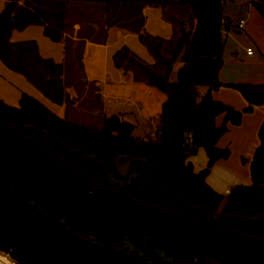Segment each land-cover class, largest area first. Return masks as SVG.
<instances>
[{
	"label": "trees",
	"instance_id": "trees-1",
	"mask_svg": "<svg viewBox=\"0 0 264 264\" xmlns=\"http://www.w3.org/2000/svg\"><path fill=\"white\" fill-rule=\"evenodd\" d=\"M69 1L11 0L0 13V59L25 75L56 103L64 102L65 98L63 65L43 57L36 41L13 42L10 37L14 29L40 24L48 37L60 40ZM91 1L105 3L107 27L116 26L135 33L153 59L147 62L126 46L112 55L117 69L129 71L135 82L155 86L166 95L161 105L158 141H145L134 135V126L119 114L104 117L100 128L87 127L58 115L28 94L22 95L19 106L0 99V118L24 134H30L28 128L32 126L57 137L70 150L103 161L117 177L122 178L118 166L126 164L127 172L140 178L129 192L137 200L172 208L168 198L153 183L177 195L180 202L201 210L208 219L219 213L246 219L264 214V118L258 128L259 143L249 163L251 183L236 184L224 196L206 182L212 165L229 156L227 148L217 145L227 131V124H240L243 113L264 103V84H227L246 100L247 105L241 110L210 94L211 89L222 85L217 78L222 62V0ZM253 3L264 17V0ZM144 7L159 9L161 18L171 27L168 38L145 30ZM178 59L182 65L176 79L170 80L173 64ZM201 86L207 87L204 94H200ZM219 115L222 121L217 124ZM198 147L204 149L207 163L195 171L189 157ZM67 159L90 177L103 180L105 171L101 166ZM225 228L264 241L262 229Z\"/></svg>",
	"mask_w": 264,
	"mask_h": 264
},
{
	"label": "water",
	"instance_id": "water-1",
	"mask_svg": "<svg viewBox=\"0 0 264 264\" xmlns=\"http://www.w3.org/2000/svg\"><path fill=\"white\" fill-rule=\"evenodd\" d=\"M65 97L74 101L68 92ZM28 130L33 137L0 118V248L20 262L168 264L170 258L188 254V264L195 260L198 264H264V241L225 228L264 230V214L246 219L219 213L208 219L153 183L176 211L137 200L74 169L61 153L99 165L107 174L110 168L103 161L70 150L35 127ZM42 135L50 142L40 143ZM138 180L132 177L127 189ZM67 218L82 222L105 245L62 224ZM124 246L139 250L140 255L130 254Z\"/></svg>",
	"mask_w": 264,
	"mask_h": 264
},
{
	"label": "crops",
	"instance_id": "crops-1",
	"mask_svg": "<svg viewBox=\"0 0 264 264\" xmlns=\"http://www.w3.org/2000/svg\"><path fill=\"white\" fill-rule=\"evenodd\" d=\"M8 1L11 0H0V13ZM253 1L256 0H222L221 3L222 62L217 78L222 85L211 89L210 94L238 110L247 102L238 90L227 84H264V17ZM142 12L147 32L164 38L170 36L171 27L161 18L159 9L144 7ZM242 18L246 21L245 26L239 28L237 24ZM44 30L43 25L31 24L14 29L10 38L13 42L34 40L43 57L61 63L65 96L68 92L74 101L69 102L66 97L62 103L52 101L25 75L12 70L0 59L1 100L19 106L22 95L28 94L62 117L68 109L80 113L65 118L87 127L98 128L92 126L94 123L101 127L104 117L119 114L122 120L134 126V135L142 138L157 134L161 105L166 95L155 86L135 82L129 71L117 69L112 55L126 46L147 62L153 59L135 33L116 26L107 27L105 3L70 0L61 39L52 40ZM246 47H252L253 54L248 55ZM181 65L180 59L173 64L170 80L176 79ZM199 91L204 94L207 87H199ZM263 118L264 103L243 113L240 124H227V131L217 145L227 148L229 156L217 160L206 176V182L216 192L226 196V190L238 184V180H246L243 176L246 169L249 171V163L259 143L257 133ZM221 121L222 115L217 116V124ZM189 161L195 171L204 168L207 163L204 149L198 147Z\"/></svg>",
	"mask_w": 264,
	"mask_h": 264
},
{
	"label": "flooded vegetation",
	"instance_id": "flooded-vegetation-1",
	"mask_svg": "<svg viewBox=\"0 0 264 264\" xmlns=\"http://www.w3.org/2000/svg\"><path fill=\"white\" fill-rule=\"evenodd\" d=\"M26 135H29V136H32L33 137V135L31 133L30 134H26ZM34 138L37 139L36 137H34ZM39 141H41L40 143H49L50 142V139L44 138V139L39 140ZM67 158H70L71 160H80V159H76V158L69 157V156H67L64 153H61V159L64 162H66L67 164H69L74 169H76V170L84 173L85 175H87L81 169L76 168L71 162H69V160ZM87 176L90 177L89 175H87ZM90 178H92V177H90ZM92 179L96 180L95 178H92ZM96 181H99L100 182V180H96ZM106 181L107 182H105V183H103V182H101V183L109 186L112 189H116V184H114L109 179L106 180ZM160 208H163V207H160ZM163 209L170 210V211H176L173 207L172 208H163ZM61 223L64 224V225H66L67 227H69L70 229H72L73 231H75L76 233L80 234L83 238L88 239V240H91V241L96 242V243H99V244H102V245H105L103 242L95 239V237L93 235H91L87 231L86 226H82V222H80L79 220L72 219V218H67V219L61 221ZM114 246L116 247L117 245H114ZM124 247L127 249V252H129L130 254L135 255V256L140 255L139 254V250H136L135 248H132V247L130 248L128 246H124ZM155 255L158 256V258H161V259L163 258L162 259L163 261L164 260L165 261L168 260V256H166V255L161 256L159 253H155ZM187 257H188V254H186L185 257H183V255H180L179 257H173L174 259H171L170 258L168 264H188V258ZM194 264H196V260H195Z\"/></svg>",
	"mask_w": 264,
	"mask_h": 264
},
{
	"label": "rangeland",
	"instance_id": "rangeland-1",
	"mask_svg": "<svg viewBox=\"0 0 264 264\" xmlns=\"http://www.w3.org/2000/svg\"><path fill=\"white\" fill-rule=\"evenodd\" d=\"M201 87H205V86H201ZM75 112H72L70 109H68V111L66 112V115L64 116V118L65 117H67V118H70V117H73V116H78L80 113H76L75 115ZM75 118V117H74ZM92 126H94V127H98V128H100V125L98 126V124L97 123H94ZM44 139V138H43ZM142 140H145V141H151V142H156V141H158V134H156L155 136H147V137H142L141 138ZM192 156V155H191ZM191 159V158H190ZM240 163V162H239ZM243 164L245 163V162H242ZM241 163V164H242ZM232 164H233V162H232ZM117 171L120 173V175L122 176V178H120V177H117V175H116V173L114 174V172H113V170H111V169H109L108 171H107V174H105V172H104V175H103V180H101L100 182H103V183H105V182H107L106 180H111L114 184H116V189L117 190H122L123 192H124V194L125 195H127V196H129L130 194H129V192H130V190L131 189H127L129 186H128V184L131 182V178L132 177H136V176H134V175H130L128 172H127V165L126 164H123V165H120V166H118V168H117ZM243 176V175H242ZM244 179H246L244 182H243V180H238V181H240L238 184H243V185H249L250 183H251V180H250V177H249V171H247V169H246V172L244 173ZM105 179V180H104ZM97 180V179H96ZM126 183V184H125ZM123 184H125L124 185V187H122V185ZM234 185H236V184H234ZM233 185V186H234ZM226 195V194H225ZM131 196V195H130ZM263 230V229H262ZM196 264H198L197 263V260H196Z\"/></svg>",
	"mask_w": 264,
	"mask_h": 264
},
{
	"label": "built area",
	"instance_id": "built-area-1",
	"mask_svg": "<svg viewBox=\"0 0 264 264\" xmlns=\"http://www.w3.org/2000/svg\"><path fill=\"white\" fill-rule=\"evenodd\" d=\"M245 22V19L242 18L238 21L237 26L239 28H243L245 26ZM245 52L248 55H251L253 54L254 50L252 47H246ZM226 192L228 193L229 190H226ZM0 264H21V262L16 259L10 252L0 248Z\"/></svg>",
	"mask_w": 264,
	"mask_h": 264
}]
</instances>
